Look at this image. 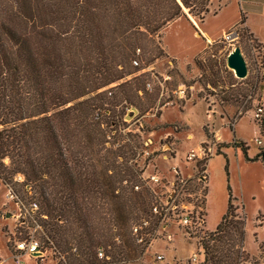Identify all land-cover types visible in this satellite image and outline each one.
<instances>
[{
  "label": "trees",
  "instance_id": "16d2710c",
  "mask_svg": "<svg viewBox=\"0 0 264 264\" xmlns=\"http://www.w3.org/2000/svg\"><path fill=\"white\" fill-rule=\"evenodd\" d=\"M208 5L209 0H0V182L21 205L29 202L28 194L36 197L39 240L58 254L56 264H101L100 247L109 264L142 253L130 234V223L139 217L129 219L136 209L148 213V192L133 191L141 184L138 168L125 152L111 150L116 121L110 106L131 105V95L141 91L125 80L138 71L131 66L136 49L149 53L150 61L162 56L161 33L188 15L202 22ZM255 123L264 140L263 119ZM229 129L231 142L217 144L214 152L224 157L225 174L228 158L221 149L227 147L264 166V147L249 158L231 123ZM204 135L213 140L206 130ZM227 194L219 235L204 246L206 260L238 264L233 247L243 245L245 222L235 218L228 186Z\"/></svg>",
  "mask_w": 264,
  "mask_h": 264
},
{
  "label": "rangeland",
  "instance_id": "374dc122",
  "mask_svg": "<svg viewBox=\"0 0 264 264\" xmlns=\"http://www.w3.org/2000/svg\"><path fill=\"white\" fill-rule=\"evenodd\" d=\"M228 15H221L218 18L209 17L208 27L216 23H220L223 19H229ZM201 21L192 15L182 17L175 23L169 25L157 39L159 47L163 55L157 59L151 60L149 53L140 49L141 55L138 58L141 66H152L156 73H168L172 77L170 88L173 89L179 85L192 87L188 91L187 99L189 101L187 108H184L185 100H178L171 98L173 103L163 109L157 108L158 95L157 93L148 94L143 92L142 95H131V105L121 103L118 106H110L113 119L116 121V126L110 132L109 142L111 150L116 154L122 155L130 160L133 158L135 149H140L142 141L151 140L152 145L150 149L154 150L158 147V141L165 135V133H172L165 142L175 141L177 148V161L164 162L158 158L159 153H155L148 160V171L152 170V165H157L161 171L166 173L169 166L177 165L183 174L191 172V164L185 166L181 161L183 155L192 146L198 144L202 137V132L206 130L210 135L207 121L202 124L200 128L201 111L204 106L207 109L213 110L215 119L219 116L223 117L226 114V109L254 110L258 104H264V74L261 69L256 71V66L252 63V59L248 53L247 48L243 43V35L241 30V38L234 45L240 46L246 56L248 65L250 67V75L244 79L237 78L234 73L226 66V53L230 47L223 42L213 44L209 49H206V41L201 46L197 45L198 37L193 35V31H197V25L200 26ZM194 28H192V27ZM217 28V27H215ZM214 28V29H215ZM199 34V33H198ZM220 40V39H218ZM216 40V41H218ZM164 47L169 52L176 54L177 59L181 63H186V73L180 74L175 67L170 65L173 62L165 53ZM202 58L205 62L202 61ZM262 59L260 56L258 60ZM133 71V69H129ZM255 70V73H254ZM149 74L129 75L125 80H131L132 87L137 86L140 90L143 89V84L148 78ZM124 80V81H125ZM116 84L112 85L115 86ZM251 97V98H248ZM263 98V100H261ZM203 102L194 106L197 102ZM194 111H191V107ZM133 108V113L136 110V117H126L127 110ZM114 112V113H113ZM252 112V113H251ZM245 113L235 129L236 135H240L246 139H253L252 114L253 111ZM235 114V113H234ZM132 115V114H129ZM162 116V118H161ZM190 119L189 132H184V126L187 118ZM234 116V115H233ZM211 122L213 119H210ZM181 122V123H179ZM217 125L220 126L219 118ZM176 128L179 133H175ZM186 129V128H185ZM141 132V133H139ZM225 141H231L233 137L232 132L224 128L221 131ZM141 134V135H140ZM174 134V135H173ZM192 134V139H187V135ZM139 138H138V137ZM209 141V140H208ZM251 147L256 148L253 142H247ZM116 144H119L117 147ZM207 142L202 143L203 147L207 146ZM123 146V147H122ZM122 147V148H121ZM233 148V147H230ZM242 152V151H241ZM239 155V153H238ZM241 160L242 156L239 155ZM228 166L227 174H225V160L222 155L214 156L207 166V194L205 201V230L214 232L220 223V219L225 213L227 206V186L230 189L231 195L236 200V206H240L239 212L235 211V218L240 219L244 217V248L245 251L239 256L238 264H264V246L257 245V242L264 243V171L261 165H250V169L243 172V179L240 181L238 177V166L234 158L233 150L227 151ZM131 165V164H130ZM167 177H171V173H166ZM16 180L19 181L17 178ZM8 187L0 182V264H15L12 255L15 254V242L25 240L33 230L37 228L36 222L40 219L37 211L30 210V204L35 201L36 197L28 194L29 202L22 204L16 202L15 198L8 196ZM10 194V193H9ZM146 199V198H145ZM147 202V199H146ZM148 203V202H147ZM148 207V206H147ZM141 211L136 209L130 215V221L141 216ZM38 225V224H37ZM36 226V227H35ZM41 227L37 229L35 238L40 242ZM228 239L229 237L226 236ZM236 242V241H235ZM231 241V243H235ZM230 243V241H229ZM45 256L43 260L35 261L28 256L21 257V264H56L59 261L58 254L53 249L45 248ZM175 251L165 250V260L170 264H182L193 250L192 245L185 242L181 238H177L174 242ZM257 246L259 255L253 257L257 253ZM243 245L237 244L234 248L242 250ZM162 245L157 244L152 247L147 253L135 254L128 258L131 264H152V254L154 251H160ZM226 249V248H224ZM241 250L239 252H241ZM106 251V250H105ZM232 253V252H231ZM140 257L139 260L137 257ZM64 262V260H62ZM118 263V262H117ZM116 263V264H117ZM120 263V262H119ZM118 263V264H119Z\"/></svg>",
  "mask_w": 264,
  "mask_h": 264
},
{
  "label": "built area",
  "instance_id": "2783aa9c",
  "mask_svg": "<svg viewBox=\"0 0 264 264\" xmlns=\"http://www.w3.org/2000/svg\"><path fill=\"white\" fill-rule=\"evenodd\" d=\"M240 38L241 30L233 28L223 33L218 41H206V49H209L215 43H226L230 47L226 53L227 58L230 52L236 48L234 44ZM243 43L248 50L252 63L256 66L255 70L259 71L261 69L264 74V44L257 42L248 34L243 35ZM237 47L240 49V53L246 64V77H248L250 75V67L246 56L242 48L240 46ZM140 55V49H136L135 57L131 61V66L138 69L134 75L148 73L149 76L143 84V89L139 91V95H142L143 92L148 94L157 93L158 103H160L157 105V108L159 109L171 105L173 103L171 98L187 100L188 91L192 90V87L179 85L171 89V75L168 73H156L150 65L142 68L138 59ZM259 56L262 59L258 60ZM202 61L205 62L203 58ZM134 111L133 113V108L128 109L126 117H131V119L136 117V110ZM209 111L214 112L213 110ZM242 113L240 109L237 111L236 116L238 117ZM263 118L264 104H258L253 110L252 119L254 122H260ZM170 137H173L172 133H165L158 141V147L154 150L150 149L152 145L151 140L142 141L140 149H135L133 158L130 160V164L138 168V178L141 182V184L133 186V191L140 193L143 189H146L148 192L147 202L149 203L148 213L141 215L139 219L130 223V234L134 244L142 250V254L147 253L149 249L156 247L157 244L162 245L160 251L153 252L152 264H170L168 260H165L164 251H175L174 242L177 238H181L193 247L190 255L185 258L182 264H227V262L212 263L211 260H206L207 255L204 247L205 244L211 246L214 242L212 239L217 238L219 235L215 234V231L208 232L205 230L206 165L213 154V147L215 145L213 141H208L205 147L199 145L197 148L185 152L181 161L185 166H188V164L192 165L189 174H183L176 165L169 166L166 169V173H171V177H167L166 173H163L157 165H152V170L148 171V160L155 153H159L158 158L164 162L176 159L177 148L175 141L165 142ZM186 138L191 139V134L187 135ZM254 141L260 148L264 147V140L262 138H256ZM116 146L118 147L119 144H116ZM198 163H201L199 167ZM17 178L21 180L20 176ZM9 193L8 196L10 198H15L10 191ZM37 209V203L32 202L30 210L34 212ZM36 226L38 227L25 240L15 242V254L12 255L15 264H21V257L25 255L33 258L35 261L43 260L45 249L35 238V233L40 228L39 225L36 224ZM242 251H244L243 247L241 252H239L240 255L243 253ZM140 257L141 255L136 260H139ZM96 259L101 264H109L110 261V257L101 247L96 250ZM239 263L241 264V261ZM119 264L131 263L130 261L123 260Z\"/></svg>",
  "mask_w": 264,
  "mask_h": 264
},
{
  "label": "crops",
  "instance_id": "0c3cea01",
  "mask_svg": "<svg viewBox=\"0 0 264 264\" xmlns=\"http://www.w3.org/2000/svg\"><path fill=\"white\" fill-rule=\"evenodd\" d=\"M208 10H209V12L205 15L203 21L200 23V26L197 25L198 32L195 30L193 31V35L195 37L196 36L198 37V40L196 41L197 45L201 46L203 43L205 44V41H208V40L209 41H216L222 37L223 33L230 31L233 28H238L240 30L245 31L244 32L245 34L252 36L257 42L264 44V0H209ZM228 14L231 15V17L229 19H223L220 23H216L214 25H211L210 27L207 26L209 17L218 18V16L220 17L221 15L225 16ZM241 18H242V22L240 21ZM178 20L174 21L173 23L177 22ZM215 27H217V28H215ZM164 49H165L164 53L173 61V62H170V65L172 67H175V69L180 74L184 75L186 73V71H185L186 63H181L177 59L176 54L169 52L166 47H164ZM192 98H193V96H192ZM191 99L185 100V104H184L183 109L187 108L188 103ZM199 104H203V102L200 101V102L195 103L194 105L193 104H191V105L194 108V106H196V105L199 106ZM191 105H190V107L192 109L191 111H194V109L192 108ZM230 109L229 108L226 109V114H224L223 117H220V116L218 117L219 122H220V126L217 125L218 118L215 119V116L213 115V113L211 111H209L206 108V106H204L203 110L200 113L201 119H200L199 126H200V128H202V124L205 121H207V125L209 127V132L211 133V135L213 137V140H209V141H213V144L215 145L213 147V154L207 162L206 172H207V166L210 163L209 161H211L214 156H220V155L214 154L216 145L221 144V143H230L231 142L230 140L225 141V139L221 133L222 129H224V128L229 129V124L231 123L233 131H235V129H237V125H238L241 117L245 113L253 111L251 109H247L240 116L237 117L236 116L237 112H235L234 110H230ZM161 118H162V116H161ZM191 118L192 117L188 116L185 123L179 122L184 126V130H183L184 132H189V125H190V119ZM211 118L213 119L212 122L210 120ZM252 127H253L252 128L253 129V132H252L253 139L243 138L240 135H236V133L234 132V135L238 140L247 144V146H248L247 156L249 158L255 157L259 152V146L255 143L254 140L256 138H262L260 127L253 121V119H252ZM177 129L178 128H176V131H174V134L182 132V131H178ZM191 137H193L192 134H191ZM231 139H232V137H231ZM250 141L256 145V148L251 147L250 144L247 143ZM204 142H208V140L206 139L205 135L202 132V137H201L200 141L198 142V144L190 147L189 149H187V151L190 149L197 148L199 145H201ZM228 150H230V151L233 150V152H234V158H235V160H236L235 162L238 166V177L240 178V181H242V179H243L242 173L243 172L245 173L246 170H249L251 167L250 165H261L263 168V171H264V166L260 161H246L243 153L241 152V150L239 148L227 147V148L221 149V151L226 156H227ZM238 153H239V155L242 156L243 161L241 160ZM172 161H177V157H176V159H174ZM235 204H236V200L234 201V205ZM236 207H237L236 211L239 212L241 210V209H239L240 206L239 207L236 206ZM225 211H226V209H225ZM260 244L264 246L263 242H257V245H260ZM243 250L245 252H247L244 248V244H243ZM258 255H259V251H258V246H257V253L254 255H251V256L257 257Z\"/></svg>",
  "mask_w": 264,
  "mask_h": 264
},
{
  "label": "water",
  "instance_id": "95a60500",
  "mask_svg": "<svg viewBox=\"0 0 264 264\" xmlns=\"http://www.w3.org/2000/svg\"><path fill=\"white\" fill-rule=\"evenodd\" d=\"M226 66L239 79H244L247 75V67L240 53V49L238 47L234 48L227 56ZM263 127H264V118H263ZM263 153H264V149H263Z\"/></svg>",
  "mask_w": 264,
  "mask_h": 264
}]
</instances>
